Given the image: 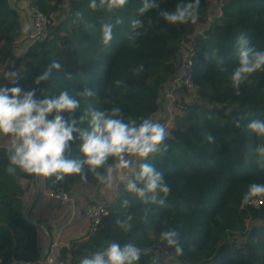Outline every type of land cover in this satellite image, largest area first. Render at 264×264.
<instances>
[{
    "label": "trees",
    "instance_id": "obj_1",
    "mask_svg": "<svg viewBox=\"0 0 264 264\" xmlns=\"http://www.w3.org/2000/svg\"><path fill=\"white\" fill-rule=\"evenodd\" d=\"M19 1L25 2L28 9L35 7L42 12L48 30L42 38L28 39L31 27L27 33L23 31L17 4L0 0V72L6 73L8 61L13 59L17 73L13 79L0 80V87L35 89V98L41 99L44 94H58L61 90L75 95L87 86L97 93L100 102L96 108L120 107L126 121L151 118L164 124L172 135L165 142L168 149L163 155L148 158L164 173L171 193L164 206H153L155 212L149 214L147 223L139 219L144 207L139 201L134 200L126 210L120 207L123 194L119 181H114L111 194L96 202L108 209L96 233L71 240L68 246H59L50 254H56L66 264H77L78 257L108 239L121 246L137 243L151 247L152 253L138 264H150L152 256L160 257L158 264H172V250L160 244L158 237L161 231L177 227L184 248L177 259L182 264H264V201L255 207L244 204L243 198L250 184L264 183V170L258 167L254 153L257 146L264 145V139L246 127L252 120H264V71L254 73L240 87L239 94L229 79L238 62L235 53L240 36L248 37L256 50L264 51V0H221L212 17L211 0H200L198 20L204 18L205 23L195 33L190 30L196 23L170 25L158 16L161 11L173 10L182 0H159V7L143 16L137 11L142 0H128L122 9L112 13L91 10L90 0ZM77 11L83 13V20L74 24ZM117 18L122 23L115 25ZM137 18L145 21V29L141 30L144 34L138 38L137 46L130 47L127 34L131 21ZM28 23L31 25L30 17ZM103 23L114 24V38L106 49L99 39ZM20 38L24 39L21 48L25 51L17 56L14 50ZM212 49L223 57L224 71L217 67L216 58L206 59L205 53ZM183 53L191 55L197 89L191 102H185L182 95L175 99L169 122L160 116V101L163 87L178 78ZM54 62L60 67L52 70L47 80L35 83ZM140 64L145 70L136 75L133 69ZM21 66L24 68L20 70ZM69 73L72 78L65 79ZM116 80L123 82L120 87L115 86ZM105 100L110 102L106 104ZM84 106L82 100L78 115ZM208 133L215 137L214 143L205 141ZM8 146V138L0 137V257L2 264H37L45 234L24 219L35 190L34 178L19 172L15 176L6 173ZM70 155H77L76 143ZM50 179L39 180L38 197L43 192L41 181L47 184ZM80 183L99 184L91 176L86 182L67 177L55 188L70 193ZM28 191L26 200L23 196ZM124 214L137 217L127 234L120 233L116 225ZM35 221L45 225L52 236L51 226Z\"/></svg>",
    "mask_w": 264,
    "mask_h": 264
},
{
    "label": "clouds",
    "instance_id": "obj_2",
    "mask_svg": "<svg viewBox=\"0 0 264 264\" xmlns=\"http://www.w3.org/2000/svg\"><path fill=\"white\" fill-rule=\"evenodd\" d=\"M128 0H90L88 8L93 11L102 10L112 13L122 9ZM159 7V0H142L138 14L143 16ZM200 0L178 3L173 10L159 12L170 25L196 23L199 18ZM83 20V13L77 11L73 23ZM117 18L115 25L121 24ZM31 25L25 23L23 31L27 33ZM87 27L95 26L88 24ZM145 21L133 19L127 40L130 47L137 46V40L144 34ZM114 24L103 23L99 26V39L103 48L110 46L114 38ZM25 50H19L17 56ZM216 49L205 53L206 59L216 58V65L224 71L223 57L217 56ZM237 65L230 74V84L239 94L240 87L249 82L250 77L264 71V51H258L252 46L246 36L237 39ZM60 67L52 63L36 78L39 84L49 78L51 71ZM140 64L133 69L136 75L144 71ZM7 79L17 76L16 72H6ZM65 79L72 78L71 73ZM121 80L115 81V86L122 85ZM36 91H25L20 87H0V137L8 138L6 148L7 163L5 171L9 176L23 173L37 181L41 178H52L55 182L64 181L67 177H79L86 182L89 176L106 187H112L118 180V188L123 194L120 207L128 209L133 201H139L142 216L139 218L147 223L149 214L155 212L153 206H164L171 193V188L165 180L164 173L148 162V158L163 155L168 145L165 143L171 135L170 129L151 118H124L120 107L98 109L97 93L85 86L82 90L71 94L61 90L58 94H44L37 99ZM84 107L81 109V101ZM109 103L110 101H103ZM65 114H67L65 116ZM51 117V118H50ZM239 127V122L236 124ZM247 130L259 139H264V120L255 119L247 124ZM205 141L215 142V137L208 133ZM77 144V155L71 157L72 145ZM256 163L264 170V145L254 149ZM256 197H264V183H252L244 194L245 202ZM137 217L134 214H124L116 220L120 233L132 231ZM181 232L177 227L167 228L159 233L158 242L171 249L169 254L175 264H182L177 258L183 254ZM153 249L137 243H127L123 246L117 241L105 239L95 249L86 251L77 258V264H138L142 257H147ZM159 256H152L150 264H158Z\"/></svg>",
    "mask_w": 264,
    "mask_h": 264
},
{
    "label": "crops",
    "instance_id": "obj_3",
    "mask_svg": "<svg viewBox=\"0 0 264 264\" xmlns=\"http://www.w3.org/2000/svg\"><path fill=\"white\" fill-rule=\"evenodd\" d=\"M24 39L20 38L17 46L15 47V54L19 50H22L21 45H23L22 41ZM22 47V48H21ZM14 64L10 65V60L8 61V69L6 72L11 71L14 72L13 69ZM24 67L21 66L20 70ZM5 72H0V80L5 79L3 77ZM43 192L40 197L36 199V207L33 211V219L45 221L52 228V248L51 250H57L59 246H68L71 240L79 239L83 237L87 233L88 222L83 217L82 211L84 206L90 201L98 202L103 200L105 195L101 194V192L105 193V187H100L98 190H91L93 186H89L83 183L76 185L73 190L70 192L72 197L71 204L67 206H60L56 200L47 194V188L45 181H41ZM89 187V188H88ZM88 194H86V193ZM24 199L29 198V191L24 194ZM32 198V197H31ZM31 200V199H30ZM46 244V236L44 243L41 247ZM18 264V263H13ZM25 264V263H24Z\"/></svg>",
    "mask_w": 264,
    "mask_h": 264
},
{
    "label": "built area",
    "instance_id": "obj_4",
    "mask_svg": "<svg viewBox=\"0 0 264 264\" xmlns=\"http://www.w3.org/2000/svg\"><path fill=\"white\" fill-rule=\"evenodd\" d=\"M29 17L31 21V31L26 36L28 39L42 38L46 35L48 30L47 19L42 12H40L35 7L29 8ZM189 53H183L178 62V78L175 80L181 87L189 92L195 93L197 89V84L193 81V68L192 61L190 59ZM57 182L54 179H50L47 184V194L48 196L54 198L60 206H67L71 204L72 197L70 193L63 189H57L55 186ZM264 197H256L251 201L245 202L246 205L258 206L263 203ZM82 215L88 222V229L86 237L93 236L103 217L108 215L107 207L102 203H87L82 211ZM0 264H2V259L0 257ZM25 264H33L27 262ZM38 264V263H37ZM44 264H66L64 260L58 257L56 254H48L44 259Z\"/></svg>",
    "mask_w": 264,
    "mask_h": 264
},
{
    "label": "rangeland",
    "instance_id": "obj_5",
    "mask_svg": "<svg viewBox=\"0 0 264 264\" xmlns=\"http://www.w3.org/2000/svg\"><path fill=\"white\" fill-rule=\"evenodd\" d=\"M220 1L221 0H211L210 1V6H209L210 10L209 11L211 13H209L210 14L209 17H212L213 14L216 12L217 5ZM10 3L13 5L17 4V7H19L21 15H22V21L24 22V24L28 23L29 9H28L27 4L25 2H23V1L21 2L19 0H10ZM201 20L200 21L198 20L196 22V24H194V26L190 30L191 33H195L201 29V27L205 23V19L203 18ZM11 64H14L13 59H10V65ZM8 72H11V71H8ZM181 95L183 96V99L185 102H191L193 100V98L195 97L193 92H189V91L184 90L183 87H181L178 83L175 82V80L173 82L167 83L163 87V95H162L161 101H160V103H161L160 104L161 105L160 116L168 118V121L170 122L173 118V111L175 110L174 101L176 98L181 97ZM115 182L117 183L118 180H116ZM89 186H92V185H89ZM100 187H105L104 191H106L105 193L101 192V194H104L105 196L111 194V190H112L111 187L109 188V187H106V186L101 185V184H97V185L93 186L92 188H90V192H88V193H91L93 190L96 191ZM88 193H86V194H88ZM172 264H175V263H172Z\"/></svg>",
    "mask_w": 264,
    "mask_h": 264
},
{
    "label": "water",
    "instance_id": "obj_6",
    "mask_svg": "<svg viewBox=\"0 0 264 264\" xmlns=\"http://www.w3.org/2000/svg\"><path fill=\"white\" fill-rule=\"evenodd\" d=\"M34 184H35L34 194H33L32 198H31V200H30V202H29V204L25 210L24 219L27 222L34 224L37 227H39L46 236V244L43 247H41L40 257L38 260V264H44V259L50 253L51 248H52V236H51L49 230L47 229V227L45 225H43L41 223H37L34 219H32L30 217V210H31L34 202L36 201V199L40 193V182L37 181L36 179H34Z\"/></svg>",
    "mask_w": 264,
    "mask_h": 264
}]
</instances>
